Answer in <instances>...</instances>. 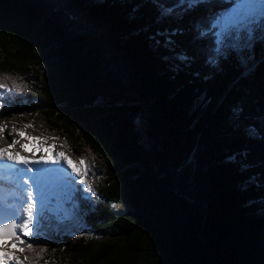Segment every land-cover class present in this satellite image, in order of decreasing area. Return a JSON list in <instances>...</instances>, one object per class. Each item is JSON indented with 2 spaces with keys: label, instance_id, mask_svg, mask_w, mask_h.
I'll return each mask as SVG.
<instances>
[{
  "label": "trees",
  "instance_id": "obj_1",
  "mask_svg": "<svg viewBox=\"0 0 264 264\" xmlns=\"http://www.w3.org/2000/svg\"><path fill=\"white\" fill-rule=\"evenodd\" d=\"M179 2L0 0V112L19 114L0 123L38 113L103 163L94 198L73 187L67 201L85 229L64 234L48 211L24 264H264V14L247 70L216 53L232 0Z\"/></svg>",
  "mask_w": 264,
  "mask_h": 264
},
{
  "label": "rangeland",
  "instance_id": "obj_2",
  "mask_svg": "<svg viewBox=\"0 0 264 264\" xmlns=\"http://www.w3.org/2000/svg\"><path fill=\"white\" fill-rule=\"evenodd\" d=\"M185 0H180L178 5L184 4L187 6V3H193L192 0H187V3H184ZM249 2V1H248ZM252 3L242 4L238 2L236 6L232 7L226 15L224 14L221 18L224 23L231 24L234 20H239L245 27L240 28L237 31L235 28H231L230 35H225L223 37V41L226 39L227 42H223L224 48H230L232 51L236 52L239 59L241 60L243 67H246L249 62L252 64V58L249 53H246V50L251 46V42L253 38L251 37V30H254L252 27L255 24L256 18L262 14H264V0H250ZM175 9H164L162 12L163 17L161 19L166 18L167 20H175L180 17L183 10H179V8L174 7ZM162 10V9H161ZM220 19H216L215 23ZM252 27V28H251ZM259 27V26H258ZM256 27L255 32H262V28ZM167 31V30H166ZM221 31L219 25H217L216 30V41L217 34ZM249 69V68H248ZM247 69V70H248ZM244 70L243 72L247 71ZM0 95L4 98V91L0 90ZM10 115L11 120H16L19 118V114L17 111L11 110L10 107H7L4 111L0 112V119ZM30 126H24L21 130L26 134L25 136L19 135L16 131H11V128L8 126L5 128L3 133H0V142L4 143V146L7 147L12 143V139L15 138L18 143H16L13 147L9 148L8 151L13 154H19L20 156L28 157L29 159H39L41 156L46 155H56L59 152H64L71 160L77 163L80 168V175H83L84 181L86 183H82L80 181V175L72 172V169L68 166L66 162L62 163V167L58 169L50 178H46L44 176L43 181V192H44V200H45V215L48 211L52 213L55 217L54 226L56 230L60 229L62 233L65 234L66 231L75 230L76 224L78 220L82 217V214L79 213L75 204H69L66 201L68 200L69 190L73 187L76 188V194L79 196L80 194H84L87 198L93 199L96 195V189L100 186L101 176L103 171V163L102 161L87 147L83 148L85 150V154L87 153L88 162L87 165H80L79 159L74 156L71 152L67 150V147L64 144V140L61 141L60 136L56 134H50L47 131V128L38 113L32 114V117L29 118ZM139 133L143 136V126L138 122ZM11 133V135H9ZM28 137H41V140H31ZM56 137L58 139H52ZM45 145L44 149H41L39 145ZM21 145H25V147H21ZM54 145L52 151L49 152L47 150L48 146ZM1 147V146H0ZM5 163H13V161H9L7 159L0 160V164ZM91 185L93 192H89L87 190V185ZM5 188V187H4ZM4 192V191H3ZM2 193V192H0ZM35 193V192H33ZM25 195V194H24ZM0 204L4 206H9L8 200L3 201L4 198H0ZM9 199V198H8ZM68 204V205H67ZM19 205H16L17 209ZM37 211H39L40 205L37 203ZM113 208L117 212H121L126 209V205L123 202L117 203L113 205ZM16 211V210H15ZM14 211V212H15ZM36 230V226L34 225L33 231ZM92 236H95L92 235ZM15 255L20 257L18 248L13 250ZM9 264H15V262L10 261Z\"/></svg>",
  "mask_w": 264,
  "mask_h": 264
},
{
  "label": "snow or ice",
  "instance_id": "obj_3",
  "mask_svg": "<svg viewBox=\"0 0 264 264\" xmlns=\"http://www.w3.org/2000/svg\"><path fill=\"white\" fill-rule=\"evenodd\" d=\"M194 3V0H192ZM219 25L221 31L217 34V48L216 53L219 54L221 52V45L223 44V37L225 35H230V29L235 28L239 31L240 28L245 27L239 20H234L231 24H226L223 20H218L214 27ZM183 59V57H178ZM211 63H215V59H210ZM10 77H0V89H8L9 84L4 82L6 80H10ZM11 87L13 88H20L21 85L16 82V80H12ZM30 125H26L28 127ZM7 127L6 123H0V133H3L5 128ZM13 131H16L21 136H25L26 134L23 130L16 129L13 126ZM11 135V133H9ZM31 140H41V137H28ZM52 139H58L53 137ZM18 141L13 138L12 143L9 144L6 148L0 147V160L7 159L9 161H13L15 165H38V164H45V165H57L60 164V161L63 160L68 164V166L72 169L73 173L80 175V168L76 162L71 160L64 152H59L56 155H46L41 156L39 159H32L30 160L28 157L20 156L18 153L13 154L8 151L9 148L13 147ZM21 147H25V145H21ZM41 149L45 148V145H39ZM54 145L48 146L47 150L49 152L52 151ZM80 165L85 164V158L81 157L79 161ZM62 167V166H61ZM19 172H23L27 174L30 169H17ZM58 171V169L54 168H37L35 173L32 175L31 179L33 184L35 185L36 191L33 193L31 190V186H28L27 191L23 198L19 201V207L13 214L12 218H9L6 222L0 221V264H9L10 261H14L15 264H24L25 260H28L29 257L25 256L23 260L20 259L19 256L15 255L13 250L17 249L18 245L19 251L24 252L26 249L28 251H33V245L28 243L26 248L23 246L25 245V241L23 237H31L33 235V228L34 225L36 226V231H39V221L42 219L44 211H45V200H44V192H43V181H44V174L46 173H53ZM80 181L82 183H86L84 181L83 175H80ZM24 184L27 185V181H24ZM87 190L89 192H93L92 186L89 184L87 185ZM39 202L40 208L37 211V203ZM11 242V243H9ZM44 249H40L36 252V257H41ZM47 264V262H46Z\"/></svg>",
  "mask_w": 264,
  "mask_h": 264
},
{
  "label": "bare ground",
  "instance_id": "obj_4",
  "mask_svg": "<svg viewBox=\"0 0 264 264\" xmlns=\"http://www.w3.org/2000/svg\"><path fill=\"white\" fill-rule=\"evenodd\" d=\"M249 2H250V0H248ZM226 15V14H225ZM224 17V16H223ZM222 17V18H223ZM221 18V19H222ZM0 146L2 147V146H4V143H1L0 142ZM32 159V158H31ZM6 164H10V163H5V164H0V166H5ZM38 165H40V164H38ZM38 165H35L34 167H36V166H38ZM41 165L42 166H44V168H54L55 169V167H56V165H45V164H43V163H41ZM55 172H53V173H51V175H53ZM22 179L23 178H25L24 177V175H19ZM5 187V188H4ZM4 191V192H3ZM0 192H2V193H0V198H4L3 199V201H6V200H8V203H9V206H7V207H9V208H11V209H13L14 211L16 210L15 208H16V205L15 204H11L10 203V196L8 195L10 192H11V190L9 189V188H7L6 186H5V184H4V182H2L1 181V179H0ZM24 197V195H21V198H23ZM9 198V199H8ZM1 200V199H0ZM14 200V199H13Z\"/></svg>",
  "mask_w": 264,
  "mask_h": 264
},
{
  "label": "water",
  "instance_id": "obj_5",
  "mask_svg": "<svg viewBox=\"0 0 264 264\" xmlns=\"http://www.w3.org/2000/svg\"><path fill=\"white\" fill-rule=\"evenodd\" d=\"M13 210L0 205V221L6 222L9 218L13 217Z\"/></svg>",
  "mask_w": 264,
  "mask_h": 264
}]
</instances>
